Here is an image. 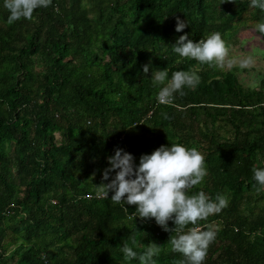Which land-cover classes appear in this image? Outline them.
Returning a JSON list of instances; mask_svg holds the SVG:
<instances>
[{
  "label": "trees",
  "instance_id": "obj_1",
  "mask_svg": "<svg viewBox=\"0 0 264 264\" xmlns=\"http://www.w3.org/2000/svg\"><path fill=\"white\" fill-rule=\"evenodd\" d=\"M9 15L0 0V264H141L124 242L138 254L156 242L155 264H182L172 220L165 230L129 219L136 206L125 211L97 186L116 147L138 163L169 143L205 157L189 195L228 198L185 226L216 231L203 264H264V185L253 176L264 167V70L245 87L237 68L173 51L183 33L225 40L245 22L264 39V10L250 0H51L31 18ZM177 16L187 21L180 32ZM160 68L200 81L160 103L150 77Z\"/></svg>",
  "mask_w": 264,
  "mask_h": 264
},
{
  "label": "clouds",
  "instance_id": "obj_2",
  "mask_svg": "<svg viewBox=\"0 0 264 264\" xmlns=\"http://www.w3.org/2000/svg\"><path fill=\"white\" fill-rule=\"evenodd\" d=\"M250 2L264 10V0ZM50 3L51 0H4V7L10 13L8 19L11 22L31 18L35 9L47 7ZM176 21L177 32L187 26V21L179 16ZM257 29L264 33V23L258 24ZM173 51L181 57L222 66L229 50L222 34L216 31L199 40L190 39L188 33H183L173 44ZM247 63V60L241 61V66ZM150 68L151 64H145L143 71L147 73ZM150 77L158 87V101L164 104L172 103L176 94L184 95L185 87H194L200 81L198 73L185 70L175 71L169 78L166 68L152 69ZM107 159L109 164L102 173V181L106 182L97 185L98 195L109 198L111 192L110 200L120 204L125 211L128 210L126 205H135L136 211L129 219L155 218L165 230H169L168 221L172 220L175 227L171 232H176L169 238L172 251L183 254L182 264H203L216 231L211 226L204 229L194 226L185 231V226L190 223L196 225L198 220L220 212L228 204L224 194H217L215 200L203 190L188 194L187 190L200 184L207 175L203 153L196 147L169 143L161 144L151 153L141 154L138 163L133 153L121 147H116ZM253 176L259 185H264V167L254 168ZM122 251L127 258H138L141 264H155L153 258L159 254L160 247L152 242L138 254L124 242Z\"/></svg>",
  "mask_w": 264,
  "mask_h": 264
},
{
  "label": "rangeland",
  "instance_id": "obj_3",
  "mask_svg": "<svg viewBox=\"0 0 264 264\" xmlns=\"http://www.w3.org/2000/svg\"><path fill=\"white\" fill-rule=\"evenodd\" d=\"M228 54L222 66L224 70L237 68L245 87H256L264 70V39L250 22L240 24L237 32H231L225 39ZM247 60L246 66L241 61ZM12 247V245L10 246Z\"/></svg>",
  "mask_w": 264,
  "mask_h": 264
}]
</instances>
